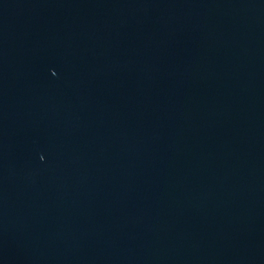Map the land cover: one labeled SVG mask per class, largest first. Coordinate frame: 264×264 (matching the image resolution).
Returning <instances> with one entry per match:
<instances>
[{
  "label": "water",
  "instance_id": "water-1",
  "mask_svg": "<svg viewBox=\"0 0 264 264\" xmlns=\"http://www.w3.org/2000/svg\"><path fill=\"white\" fill-rule=\"evenodd\" d=\"M0 264H264V0H0Z\"/></svg>",
  "mask_w": 264,
  "mask_h": 264
}]
</instances>
